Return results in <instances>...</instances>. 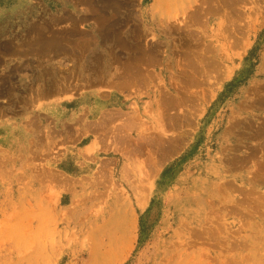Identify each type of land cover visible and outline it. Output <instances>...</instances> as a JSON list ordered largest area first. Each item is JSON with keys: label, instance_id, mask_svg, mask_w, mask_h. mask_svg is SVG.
<instances>
[{"label": "rangeland", "instance_id": "rangeland-1", "mask_svg": "<svg viewBox=\"0 0 264 264\" xmlns=\"http://www.w3.org/2000/svg\"><path fill=\"white\" fill-rule=\"evenodd\" d=\"M2 122L0 264H264V0H0Z\"/></svg>", "mask_w": 264, "mask_h": 264}, {"label": "crops", "instance_id": "crops-1", "mask_svg": "<svg viewBox=\"0 0 264 264\" xmlns=\"http://www.w3.org/2000/svg\"><path fill=\"white\" fill-rule=\"evenodd\" d=\"M85 100V106L87 107V112L91 114V116L97 115L98 117H105L106 115L109 116V111L111 108H116L118 112L121 111V96L116 93H108V92H87L84 96L79 97L75 100V102H79L80 100ZM120 101V102H119ZM52 109V108H48ZM72 115V113H70ZM59 116L61 112L58 113ZM121 115V114H120ZM97 117V118H98ZM99 119V118H98ZM0 129L2 133L0 134V141H3L9 147L17 146L18 142L21 141H28V136L25 137L23 134L19 136L17 134V130L13 124L4 123L0 124ZM115 154L111 156H107L101 162L96 161V163H85V169L90 172L94 171L96 168L95 166L101 164L102 171H107L109 174H113L114 179L118 180L121 183V170L124 168V162L121 159V145L118 146L117 149H114ZM80 159H75V163L78 164ZM93 164L94 167H93ZM88 172H82V174H88ZM80 178L82 176H79ZM78 177V178H79ZM125 187V184H122Z\"/></svg>", "mask_w": 264, "mask_h": 264}, {"label": "bare ground", "instance_id": "bare-ground-1", "mask_svg": "<svg viewBox=\"0 0 264 264\" xmlns=\"http://www.w3.org/2000/svg\"><path fill=\"white\" fill-rule=\"evenodd\" d=\"M204 1H205V0H204ZM234 1H235V0H234ZM232 2H233V1H232ZM236 2H237V1H236ZM206 3H207V2H206ZM208 3H209V2H208ZM234 3H235V2H234ZM234 3H233V4H234ZM201 4H202V3H201ZM225 4H227V3H225ZM231 4H232V3H231ZM227 5H228V4H227ZM212 6H213V5H212ZM212 6H211V7H212ZM212 8H213V7H212ZM193 11H194V10H193ZM215 11H216V10H214L213 12H215ZM221 12H222V11H221ZM207 13H208V12H207ZM207 13H206V14H207ZM217 13H218V12H217ZM197 14H198V13H197ZM194 16H196V15H194ZM191 17H192V16H191ZM195 19H196V18H195ZM185 22H186V21H185ZM185 22H184V23H185ZM187 23H188V22H187ZM173 25H174V24H173ZM188 25H189V23H188ZM190 26H191V24H190ZM173 28H174V27H173ZM180 28H181V27H180ZM184 28H185V27H184ZM186 28H187V27H186ZM175 29H177V28H175ZM187 29H188V28H187ZM178 30H179V29H178ZM182 32H183V31H182ZM184 32H185V31H184ZM60 46H61V45H60ZM60 46H59V47H60ZM148 52L150 53V51H148ZM150 54H151V53H150ZM150 56H151V58H152V55H150ZM144 57H145V56H144Z\"/></svg>", "mask_w": 264, "mask_h": 264}]
</instances>
